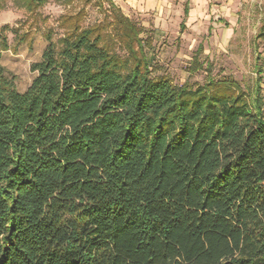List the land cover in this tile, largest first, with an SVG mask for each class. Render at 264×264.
I'll list each match as a JSON object with an SVG mask.
<instances>
[{
    "label": "trees",
    "instance_id": "obj_1",
    "mask_svg": "<svg viewBox=\"0 0 264 264\" xmlns=\"http://www.w3.org/2000/svg\"><path fill=\"white\" fill-rule=\"evenodd\" d=\"M109 2L125 56L76 26L20 92L0 42V264H264L261 90L154 79Z\"/></svg>",
    "mask_w": 264,
    "mask_h": 264
},
{
    "label": "rangeland",
    "instance_id": "obj_2",
    "mask_svg": "<svg viewBox=\"0 0 264 264\" xmlns=\"http://www.w3.org/2000/svg\"><path fill=\"white\" fill-rule=\"evenodd\" d=\"M30 1L0 0V42L7 46L1 51V63L20 92L37 75L32 65L42 59L48 43L59 50L76 26L103 24L115 51L126 55L121 33L112 23L109 0H48L41 5ZM222 2L212 3L221 10L219 6L226 2L228 7L221 13L215 11L211 20L199 19L179 35H155L152 29H144L142 36L152 40L144 50L152 77L197 88L206 83L210 71L217 81H237L249 98L258 88L264 96V0ZM129 18L141 26L139 17Z\"/></svg>",
    "mask_w": 264,
    "mask_h": 264
},
{
    "label": "crops",
    "instance_id": "obj_3",
    "mask_svg": "<svg viewBox=\"0 0 264 264\" xmlns=\"http://www.w3.org/2000/svg\"><path fill=\"white\" fill-rule=\"evenodd\" d=\"M129 17H139L141 26L150 28L155 35L180 34V31L193 28L199 19H212L215 11L219 13L228 5L224 2L218 9L213 2L219 0H113ZM228 1V0H225ZM221 3L222 0H220ZM187 8V14H186ZM224 15V14H220ZM221 20V16H217ZM222 22V21H221ZM182 24L184 28L182 29ZM212 25V24H211ZM217 26V24H214ZM222 25V24H220ZM234 31V29H232Z\"/></svg>",
    "mask_w": 264,
    "mask_h": 264
}]
</instances>
